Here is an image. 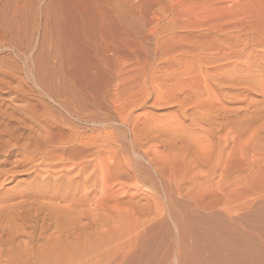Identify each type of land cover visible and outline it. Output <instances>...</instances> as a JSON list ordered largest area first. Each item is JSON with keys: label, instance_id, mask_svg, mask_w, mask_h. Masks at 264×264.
I'll return each mask as SVG.
<instances>
[{"label": "rangeland", "instance_id": "rangeland-1", "mask_svg": "<svg viewBox=\"0 0 264 264\" xmlns=\"http://www.w3.org/2000/svg\"><path fill=\"white\" fill-rule=\"evenodd\" d=\"M28 2L29 0H21L24 11L21 23L19 22L20 32L17 31L19 34L14 32L15 34L8 35L6 41L9 45L13 43L10 45L12 48L18 46L23 47L24 50L29 48L26 50L28 55L26 56L27 63L25 62L29 67L25 68V56L18 48L20 54H17V49L15 53L14 48L11 50L0 46V109H4L0 110V118L3 117L5 111H13L17 113L16 116L33 111L32 115L35 113L37 117H45L44 119L47 117L48 120L51 117V121L61 123L69 120L75 129L76 138H74L79 137L78 140H84V143L88 141L87 138L92 139L94 141L92 150H95L85 153L83 148H80V144L79 148L74 150V159L71 162L62 166L63 168H55L56 171L53 172L56 174L51 172L53 175L51 173L49 176L45 175L44 180L51 179L49 183H54V180H59L62 171H68L70 168L73 170L74 188H70L71 192H68L69 188L67 191L61 189V194H66V196L60 198L62 200L59 199L58 202L57 200L53 203L38 200L40 201L38 203V201H33V198L25 199L24 202L21 198L14 197L16 191L34 182V175H30L29 172H21L20 174L24 175L15 180L0 182L3 183V188L0 189V199H5V201L0 200V207H8L10 210L0 208V264H91L93 261L95 264H112V262L113 264L114 262L115 264L119 262L120 264H208L209 262L210 264L209 258L213 255L214 257L226 255V250L225 253L222 251L224 249L220 248L221 243L215 240L211 232L215 227L214 224L223 230V236L226 235L223 240L231 243L235 240L233 244L238 245L239 248L245 247L253 250V253H256L255 259L258 254L264 258V250H262L263 253L259 252L260 248L264 249V60H261L264 59V0H112L111 5L98 8L99 10L104 9L106 12L102 11L104 15H101L99 10L96 11L97 8L83 4L78 7L74 5L73 9L66 3L61 4L62 6L51 4L50 0H30ZM28 4L32 5L29 7ZM58 9L61 10L64 18L74 16V19L76 17L78 19V16L82 15L81 18L83 17L87 23H85L86 34L75 32L74 38L72 36L69 40H65L68 36L64 35V31L60 34L61 24H56L58 23L56 21ZM24 19L27 22H24ZM103 22L105 26L101 25ZM55 28L61 31H56ZM44 31L47 33L45 36ZM148 36L149 42L142 43L140 46L138 44L136 49L134 48L135 41L141 43L142 38ZM156 38L159 42L157 47L160 48L157 50H155ZM116 39L123 45L116 52L120 58L118 68L121 71L128 67L129 71L134 72L132 69L136 65L133 64L138 63L137 60L135 61V55L144 57L147 51L148 54L153 53L154 58L158 55V58L161 53L165 52L162 56L160 55L163 61H159L161 58L157 60L158 63L161 62V64L157 63L158 66L155 65L158 68L150 70L155 69L154 72L157 74L149 71V76L152 79L155 77L154 81L150 80L153 83L156 82L151 85L150 82L147 83V88L146 86V89L144 88L147 92H140L142 96L138 93L139 88L136 89V93H133L135 90L130 89V86H118L119 77L112 71V65L110 66L113 53L108 52L106 49L108 46L105 44L117 41ZM236 39L239 40L238 43L234 42L237 41ZM84 40L87 41L84 42ZM216 40L220 41V46L224 49L237 55H234L235 58L223 59L209 66L206 65V58L203 57L210 53L212 56L214 50L208 51L207 48L210 44L217 46L216 49L220 47ZM29 44L32 45L29 46ZM247 47H249L248 50H246ZM217 53L218 50L214 55L216 56ZM248 56L251 59L250 62L247 59ZM34 57L38 59L35 60ZM124 59L125 62L128 61V64L123 63L125 69L121 66L123 64H120ZM164 59L165 61L173 59L176 60L175 64L177 62L179 64L174 68L166 67ZM236 61L239 65L237 68ZM247 61L248 65H253V70L251 69L253 74L250 73L247 84L249 87L234 83L235 88L234 85L226 83L222 85V90L216 91L215 94L211 91L212 83L209 81L210 85L208 84L209 78L208 80H205V77L197 79L198 82L202 81L201 83H198L195 78L202 69L204 73L207 70L213 72L214 68L219 66L218 71L223 70L220 73L222 76L229 75L234 80L240 77L243 79L246 72L241 68L247 66L244 63ZM128 68L124 73L128 71ZM226 69L227 73L224 72ZM15 71L17 72L14 74ZM152 73L154 76H151ZM169 75L172 78H169ZM200 75L203 76V73L201 72ZM122 77L120 79H123ZM179 86L183 92L176 93ZM147 93L150 96L147 95L149 98L144 99ZM174 93L177 94L176 99ZM134 94L138 97L136 95L133 97ZM158 99L162 102L157 103ZM135 100L140 101L136 102L138 105L135 104ZM167 100L170 102H165ZM127 101H130L129 104ZM68 110L74 114L73 118L68 114ZM101 152L104 154L102 155ZM89 160L93 163L92 168L82 173L83 163ZM102 164H104L103 169L100 168ZM94 165H97L96 168ZM59 170L61 172H58ZM102 174H105L106 178ZM65 183L63 181L62 186ZM50 185L51 189L55 187L54 184ZM103 185H106L104 187L106 204H102L101 201ZM68 196L72 197L70 202ZM209 203L210 205L216 204V209L205 208ZM42 204H45V208ZM67 213L71 215L68 216ZM63 214L66 216L64 217ZM229 214L234 224L237 225L230 222V217L227 219ZM101 219L105 224L107 237L105 244L102 240L99 243L98 240L101 238L98 232L100 229L97 231L101 226ZM93 220L97 223L96 225ZM79 221L81 224L78 223ZM76 222L80 225L79 227L93 223L96 228L82 231ZM229 224L232 225L231 228L227 226ZM72 230L75 232L73 233ZM80 232L85 233L80 234ZM89 233L92 239L87 236ZM229 234L231 235L228 236ZM89 238L92 243H89ZM70 244L75 245L73 247ZM74 248L80 252L75 251ZM210 248H215V252L213 253V249L211 251ZM66 253L70 258H66ZM78 254L82 258L81 256L75 257L79 256ZM11 255H15L14 258Z\"/></svg>", "mask_w": 264, "mask_h": 264}, {"label": "bare ground", "instance_id": "bare-ground-1", "mask_svg": "<svg viewBox=\"0 0 264 264\" xmlns=\"http://www.w3.org/2000/svg\"><path fill=\"white\" fill-rule=\"evenodd\" d=\"M42 1V0H41ZM49 1V0H48ZM23 2V1H22ZM29 2H30V0H29ZM28 2V3H29ZM35 2H37V1H35ZM50 2H51V4H58V5H65V4H63V3H66V5H70L71 7H73V9H74V5H77V7H78V5L80 6V4H83L84 6L85 5H88V6H93V7H95V9H96V11H98L99 9L98 8H103L104 6L106 7V6H109V5H111V2H112V0H50ZM114 2V1H113ZM30 3H32V1L30 2ZM26 4H27V1H26ZM36 4V3H35ZM51 4H50V6H51ZM30 5H32V4H30ZM30 5L28 4V6L30 7ZM39 5V4H38ZM61 5V6H62ZM27 7V6H26ZM57 7V6H56ZM65 7V6H64ZM67 7V6H66ZM23 8H24V5L21 3V0H0V15H2V16H0V42L1 43H3V44H1L0 43V46H4V48L5 49H7V48H9V49H13L12 48V46H10V45H12L13 43H10V45L7 43V41H6V38H7V36L8 35H12V34H15L14 32H20V21H21V16L23 15ZM28 8V7H27ZM32 8V7H31ZM30 8V9H31ZM59 8V7H58ZM80 8V7H79ZM38 9V8H37ZM45 9V8H44ZM94 9V10H95ZM59 10V9H58ZM106 10V9H105ZM32 11H33V9H32ZM45 11V10H44ZM102 11H104V9L103 10H99V12L100 13H102L101 15H104L103 14V12ZM26 12H27V10H26ZM55 12V11H54ZM65 12V11H64ZM79 12V11H78ZM85 12V11H84ZM41 13V12H40ZM56 13H57V15H58V18H56L55 16H57L56 15ZM56 13H55V18H56V21L58 22V23H56V24H61V30L60 29H56V31L57 30H60L61 32H60V34L63 32V33H65L64 35L65 36H68V38H66L65 40H69V38L70 37H72L73 36V38H74V33L75 32H77V33H79V34H82L83 35V33L84 34H86L85 32V23H86V21H85V19L82 17L81 18V16L79 15L78 16V14H76L77 16H78V19H77V17H76V19H74L75 17L73 16L72 18L71 17H68V18H64L63 17V13L61 12V10H59V12H57L56 11ZM73 13V12H72ZM98 13V12H97ZM27 14V13H26ZM66 14V13H65ZM28 15V14H27ZM69 15V14H68ZM67 15V16H68ZM65 16V15H64ZM104 17V16H103ZM26 18H27V16H26ZM25 18V19H26ZM30 18V17H29ZM34 18V17H33ZM54 18V19H55ZM24 19V22L26 21ZM37 19V18H36ZM40 19H41V17H40ZM32 20V19H31ZM38 20V19H37ZM50 20V19H49ZM105 20V19H104ZM23 21V20H22ZM103 21V20H102ZM240 21V20H239ZM20 22V23H19ZM23 22V23H24ZM27 22V21H26ZM99 22V21H98ZM250 22V21H249ZM264 22V21H263ZM23 23H22V25H23ZM35 23V22H34ZM46 23H47V21H46ZM101 23V22H100ZM107 23H108V21H107ZM251 23V22H250ZM31 24V23H30ZM48 24V23H47ZM56 24H54V25H56ZM87 24V23H86ZM118 24V23H117ZM116 24V25H117ZM239 24H241V23H239ZM263 24V23H262ZM100 25V24H99ZM101 25H104V22L101 24ZM108 25V24H107ZM29 26V25H28ZM44 26V25H43ZM49 26V25H48ZM58 26V25H57ZM56 26V27H57ZM88 26V25H87ZM105 26V25H104ZM241 26V25H240ZM259 26H261V25H259ZM39 27V26H38ZM99 27V26H98ZM122 27V26H121ZM262 27V26H261ZM24 28V27H23ZM46 28V27H45ZM230 28V27H229ZM26 29V28H25ZM24 29V30H25ZM100 29H101V27H100ZM103 29V28H102ZM120 29V28H119ZM248 29V28H247ZM258 29V31H259V28H257ZM37 30H38V28H37ZM88 30V29H87ZM36 31V30H35ZM101 31V30H100ZM110 31H112V30H110ZM222 31V30H221ZM224 31V30H223ZM17 32V33H18ZM21 32H23V31H21ZM31 32V31H30ZM50 32V31H49ZM53 32V31H52ZM105 32V31H104ZM107 32V31H106ZM115 32V31H114ZM35 33V32H34ZM44 33V36H45V34H47L45 31L43 32ZM56 33V32H55ZM100 33V32H99ZM116 33V32H115ZM19 34V33H18ZM57 34H58V32H57ZM24 35V34H23ZM29 35V34H28ZM49 35V34H48ZM94 35V34H93ZM102 35V34H101ZM153 35H155V34H153ZM212 35V34H211ZM229 35V34H228ZM234 35V34H233ZM19 36V35H18ZM50 36V35H49ZM85 36V35H84ZM89 36V35H88ZM146 36V35H145ZM217 36V35H216ZM224 36H225V34H224ZM226 36H227V34H226ZM15 37H16V35H15ZM24 37V36H23ZM62 37V36H61ZM64 37V36H63ZM91 37V36H90ZM89 37V38H90ZM110 37V36H109ZM157 37V36H156ZM239 37H240V35H239ZM254 37H256V36H254ZM20 38V37H19ZM25 38V37H24ZM48 38H50V37H48ZM77 38H80V37H77ZM83 38V37H82ZM105 38V37H104ZM113 38V37H112ZM111 38V39H112ZM244 38H247V37H244ZM8 39V38H7ZM13 39V38H12ZM54 39H55V37H54ZM86 39V38H85ZM93 39V38H92ZM118 39H120L119 37H118ZM118 39H116L117 41H110V42H108V43H105V44H107V50H108V52H112L113 53V61L112 60H110V61H112L111 62V64H110V66L112 65V71H114L115 72V74H117V76L119 77V80H120V82L118 83V86L120 85V86H130V89L132 88V90H135V92H133V93H136V89H138V93L142 96V94L141 93H144L143 91H145V89L147 88V83L149 84V82H150V85H151V83H153V81H154V79H155V77H154V79H152V77H150L149 76V74H150V72H153V73H155L154 71H155V69H157L156 68V64L158 63L157 62V60H158V58H161V59H159V61H161L162 60V54H164V53H161L160 55H159V57L157 58V56L155 57V58H157V59H155L154 58V56H153V53L151 54L153 57H151V55L150 54H148L147 53V51H146V54L144 55V57L143 56H138V55H135V61L137 60V62L138 63H136V64H133V65H136V67L134 66H132L133 67V71L134 72H132V71H129V68H128V73L127 72H125V73H127V74H125L124 73V71H126L127 70V68H126V70H119L120 68H118V63H119V60H120V58L118 57V55H117V51L120 49V47H123V45H121V43H120V41L118 40ZM122 39V38H121ZM120 39V40H121ZM136 39V38H135ZM143 39V42L141 41V43H137V41H135L136 43V45H135V49H136V47L138 46V44H139V46L140 45H142V43H147V42H149V36L148 37H144V38H142ZM165 39V38H164ZM206 39V38H205ZM241 38H239V40H240ZM10 40V39H9ZM60 40V39H59ZM58 40V41H59ZM64 40V41H65ZM75 40V39H74ZM115 40V39H114ZM203 40V39H202ZM228 40V39H227ZM237 41H234L235 43H238V39H236ZM248 40V39H247ZM261 40V39H260ZM13 41V40H12ZM11 41V42H12ZM63 41V42H64ZM82 41V40H81ZM87 41V40H86ZM85 40H84V42H86ZM93 41V40H92ZM96 41V40H95ZM102 41V40H101ZM104 41H106V40H104ZM156 49L155 50H157V46H158V44H159V42H158V40H157V38H156ZM168 41V40H167ZM190 41V40H189ZM207 41V39L205 40V42ZM217 41V40H216ZM242 41V40H241ZM253 41H255V40H253ZM17 42V41H16ZM68 42V41H67ZM98 42V41H97ZM122 42V41H121ZM151 42V41H150ZM191 42V41H190ZM209 42H210V40H209ZM208 42V43H209ZM218 42V41H217ZM220 42V41H219ZM218 42V46H220L221 44ZM229 42V41H228ZM231 42H233V41H231ZM233 42V43H234ZM45 43V42H44ZM89 43V42H88ZM123 43V42H122ZM128 43V42H127ZM216 43V42H215ZM240 43V42H239ZM16 44V43H15ZM58 44V43H57ZM92 44V43H91ZM99 44V43H98ZM163 44V43H162ZM172 44V43H171ZM192 44V43H191ZM214 44V43H213ZM241 44V43H240ZM247 44V43H246ZM249 44V43H248ZM258 44V43H257ZM263 44V43H262ZM32 45V44H31ZM30 44H29V46H31ZM101 45V44H100ZM132 45V44H131ZM134 45V44H133ZM145 45V44H144ZM215 45V44H214ZM228 45H229V43H228ZM228 45H226L225 44V46H228ZM250 45V44H249ZM16 46H17V44H16ZM24 46V45H23ZM55 46V45H54ZM61 46V45H60ZM92 47H93V45H91ZM97 46V45H96ZM206 46H208V45H206ZM230 46V45H229ZM231 46H233V45H231ZM258 46V45H257ZM25 47V46H24ZM63 47V46H62ZM85 47V46H84ZM106 47V46H105ZM124 47H125V45H124ZM151 47V46H150ZM192 47V46H191ZM217 47V46H216ZM216 47H214V46H212L211 44L209 45V47H207L208 48V51L210 50H214L213 51V54H212V56H210V54H207V56L205 55V57H203V58H206V60L205 59H203V60H205L206 61V65L208 64L209 66H210V64H214V63H216V62H219V61H222L223 59H228V58H233L234 57V55L236 56L237 54L236 53H231L230 51H227V49L225 48L224 49V47L223 46H220L218 49H216ZM223 47V48H222ZM249 47H251V46H249ZM249 47H247L246 48V50H248L249 49ZM259 47V46H258ZM3 48V49H4ZM18 49H19V51H20V53H22V55H24L25 56V61H24V63L26 62V56L28 55V54H26V50H28V49H26V50H24L23 49V47H20V46H18L17 47ZM17 48H14L13 49V51H15V53H16V49ZM26 48H27V46H26ZM37 47H35V49H36ZM42 48V47H41ZM87 48V47H86ZM141 48V47H140ZM139 48V49H140ZM168 48V47H167ZM190 48V47H189ZM203 48H204V46H203ZM232 48V47H231ZM230 48V49H231ZM2 49V50H3ZM18 49H17V51H18ZM68 49V48H67ZM74 49V48H73ZM105 49V48H104ZM133 49V48H132ZM158 49H160V48H158ZM174 49V48H173ZM237 49V48H236ZM243 49V48H242ZM263 49V48H262ZM0 50H1V48H0ZM217 50H218V53H217V55L215 56L214 55V53H216L217 52ZM229 50V49H228ZM261 50V49H260ZM264 50V49H263ZM19 51H18V53L17 54H20L19 53ZM74 51V50H73ZM91 51V50H90ZM105 51V50H104ZM161 51V50H160ZM163 51V50H162ZM161 51V52H162ZM172 51V50H171ZM204 51H207V49L205 50L204 49ZM216 51V52H215ZM234 51V50H233ZM254 51V50H253ZM258 51H259V49H258ZM262 51V50H261ZM30 52V51H29ZM42 52V51H41ZM157 52V51H156ZM228 52H230V54H228ZM234 52H237V51H234ZM32 53V52H31ZM30 53V54H31ZM137 53V52H136ZM160 53V52H159ZM171 53V52H170ZM252 53H254V52H252ZM44 54V53H43ZM87 54V53H86ZM138 54V53H137ZM158 54V53H157ZM239 54V53H238ZM244 54V53H243ZM38 55V54H37ZM58 55V54H57ZM85 55V54H84ZM143 55V54H142ZM156 55V54H155ZM166 55V54H165ZM214 55V56H213ZM246 55V54H245ZM254 55V54H253ZM32 56H34L33 54H32ZM89 56V55H88ZM258 56V55H257ZM263 56V55H262ZM10 57V56H9ZM28 57H30V56H28ZM73 57V56H72ZM90 57V56H89ZM108 57V56H107ZM238 57V56H237ZM242 56H240V58H241ZM252 57V56H251ZM254 57H255V55H254ZM80 58V57H79ZM235 58V57H234ZM258 58V57H257ZM5 59V58H4ZM33 59V58H32ZM34 59L35 60H37L35 57H34ZM33 59V60H34ZM54 59V58H53ZM64 59H66V58H64ZM69 59V58H68ZM95 59V58H94ZM175 59V58H174ZM247 59H248V61L249 60H251L250 59V57L248 56L247 57ZM252 59H253V57H252ZM9 60V59H8ZM32 60V61H33ZM91 60V59H90ZM229 60H232V59H229ZM235 60V59H234ZM243 60H245V59H243ZM243 60H241L242 62H243ZM261 60H264V59H261ZM261 60H259V61H261ZM110 61H109V63H110ZM130 61V60H129ZM134 61V60H133ZM163 61V60H162ZM164 61H165V59H164ZM176 61V60H175ZM175 61L172 59V60H169V61H165V65H166V67L167 66H170V67H172V68H174V66L176 67V65L177 64H179V62H177L176 64H175ZM182 61V60H181ZM187 61V60H186ZM246 61V60H245ZM244 62V63H246L247 64V66H243L241 69H243V71L244 72H246V74H245V77L242 79V77H240V79H238V78H236V80H234L233 79V77H231V76H226V77H224V76H222L220 73H221V71H223V70H221L220 72L218 71L219 70V66L218 67H216V68H214V71L213 72H208V70L207 71H205L206 73H204L203 72V69L200 71V74H201V72L203 73V76L202 75H200V74H198V75H200V76H198V78H197V76H196V74H195V78H196V80L198 79H200V77H202L203 79H204V77H205V80H208L207 78H209V80H208V84L210 85V83H209V81L212 83V87H211V91L212 92H214L215 94H216V91H221L222 89V85L224 84H226V83H229V84H232V85H234L235 86V84H237L238 85V83H240V84H244L246 87L248 86L247 84L249 83V76H250V73H252L253 74V72H251V69L253 68L252 66L253 65H248L249 64V62ZM257 61V60H256ZM17 62V61H16ZM34 62H36V61H34ZM34 62H32V63H34ZM63 62V61H62ZM66 62V61H65ZM71 62V61H70ZM79 62V61H78ZM125 62V59L122 61L121 60V63L120 64H123ZM233 62V61H232ZM232 62L230 63V64H232ZM262 62V61H261ZM260 62V66H261V64L263 63H261ZM8 63V62H7ZM27 63V62H26ZM25 63V68L26 67H29V66H27L28 64H26ZM37 63H39V61H37ZM134 63V62H133ZM160 64H161V62H159ZM158 63V64H159ZM181 63H183V62H181ZM201 63V62H200ZM225 63V62H224ZM4 64V63H3ZM64 64V63H63ZM125 64H128V61L127 62H125ZM125 64H123V65H121L123 68H124V65ZM158 64H157V66H158ZM164 63H162V65H163ZM235 64H237L236 65V68H237V66H239L238 65V62L236 61V63ZM234 64V65H235ZM240 64V63H239ZM251 64V63H250ZM255 64H257V63H255ZM24 65V64H23ZM38 65V64H37ZM132 65V64H131ZM217 65H219L218 63H217ZM227 64H225V66H226ZM245 65V64H244ZM11 66V65H10ZM13 66V65H12ZM41 66V65H40ZM105 66V65H104ZM127 66V65H126ZM125 66V67H126ZM155 66V67H154ZM160 66V65H159ZM185 66V65H184ZM194 66V65H193ZM221 66H224V65H221ZM224 66V67H225ZM231 66V65H230ZM241 66V65H240ZM256 66V65H255ZM82 67V66H81ZM165 67V66H164ZM182 67V66H181ZM198 67V66H197ZM258 67V66H257ZM20 68V67H19ZM35 68V67H34ZM122 68V69H123ZM153 68H155L154 69V71H150V70H153ZM160 68V67H159ZM163 68V67H162ZM196 68V67H195ZM227 68H228V66H227ZM233 68H234V66H233ZM2 69V68H1ZM14 69V68H13ZM32 69H33V67H32ZM32 69H31V73H32ZM41 69V68H40ZM125 69V68H124ZM163 69H166V68H163ZM178 69V68H177ZM185 69V68H184ZM187 69V68H186ZM194 69V68H193ZM192 69V70H193ZM221 69V68H220ZM223 69V68H222ZM229 69H231L230 67H229ZM256 69V68H255ZM259 69V68H258ZM262 69V68H261ZM18 70V69H17ZM27 70H28V72L30 71L28 68H27ZM26 70V71H27ZM33 70H35V69H33ZM39 70V69H38ZM162 70V69H161ZM232 70V69H231ZM253 70V69H252ZM13 71V70H12ZM19 71V70H18ZM49 71V70H48ZM59 71V70H58ZM150 71V72H149ZM166 71V70H165ZM183 71V70H182ZM191 71V70H190ZM227 71V69L224 71V72H226ZM234 71H237V70H234ZM17 71H15L14 72V74L16 73ZM27 72V73H28ZM122 72V73H121ZM161 72V71H160ZM172 72V71H171ZM174 72V71H173ZM176 72V71H175ZM178 72V71H177ZM180 72V71H179ZM194 72V71H193ZM238 72H239V70H238ZM241 72V71H240ZM12 73V72H11ZM41 73V72H40ZM109 73V72H108ZM131 73H133V74H131ZM152 73V75L151 76H154V74ZM169 73V72H168ZM199 73V72H198ZM227 73V72H226ZM232 74H233V71L231 72ZM243 73V72H242ZM9 74V73H8ZM13 74V75H14ZM155 74H157V73H155ZM178 75V73H175V75ZM181 74V73H180ZM229 74V73H228ZM17 75V74H16ZM30 75V74H29ZM28 75V76H29ZM32 75V74H31ZM112 75V74H111ZM125 76L124 78L122 77V76ZM130 75V76H129ZM187 75V74H186ZM191 75V74H190ZM189 75V76H190ZM237 75V74H236ZM8 76V75H7ZM11 76V75H10ZM34 76V75H33ZM47 76V75H46ZM235 76V75H234ZM241 76V75H240ZM263 76V75H262ZM14 77H15V75H14ZM39 77V76H38ZM123 78V79H120V78ZM160 77V76H159ZM171 76L169 75V78H170ZM192 77V76H191ZM236 77V76H235ZM261 77V76H260ZM20 78V77H19ZM22 78V77H21ZM40 78V77H39ZM52 78H53V76H52ZM168 78V77H167ZM172 78V77H171ZM179 78V77H178ZM262 78V77H261ZM260 78V79H261ZM31 79V78H30ZM33 79H34V77H33ZM37 79V78H36ZM153 80V81H151V80ZM157 79V78H156ZM160 79V78H159ZM161 79H163V78H161ZM187 79V78H186ZM264 79V78H263ZM12 80V79H11ZM42 80V79H41ZM168 80V79H167ZM175 80V79H174ZM180 80V79H179ZM190 80H191V78H190ZM198 80H197V82H198ZM202 80V79H201ZM205 80H203V81H205ZM253 80V79H252ZM251 80V81H252ZM158 81H160V80H158ZM165 81V80H164ZM177 81V80H176ZM182 81V80H181ZM184 81V80H183ZM193 81H194V78H193ZM250 81V82H251ZM14 82V81H13ZM26 82V81H25ZM37 82V81H36ZM35 82V83H36ZM115 82V81H114ZM156 82V81H155ZM154 82V83H155ZM161 82V81H160ZM168 82V81H167ZM187 82H189V81H187ZM194 82H196V81H194ZM200 82V81H199ZM198 82V83H199ZM202 82V81H201ZM200 82V83H201ZM207 82V81H206ZM27 83V82H26ZM40 83V82H39ZM153 83V84H154ZM175 83V82H174ZM178 82H176V84H177ZM191 83H193V82H191ZM235 83V84H234ZM260 83V82H259ZM42 84V83H41ZM45 84V83H44ZM108 84V83H107ZM190 84V83H189ZM197 84V83H196ZM239 84V85H240ZM18 85V84H17ZM36 85V84H35ZM34 85V86H35ZM134 85H138V87H136V86H134ZM179 85V84H178ZM187 85V84H186ZM200 85V84H199ZM198 85V86H199ZM5 86V85H4ZM22 86V85H21ZM20 86V87H21ZM40 86V85H39ZM61 86V85H60ZM145 86H146V88H145ZM182 86V85H181ZM189 86V85H188ZM227 86V85H226ZM24 87V86H23ZM47 87H49V86H47ZM161 87V86H160ZM195 87V86H194ZM249 87V86H248ZM256 87V86H255ZM263 87V86H262ZM145 88V89H144ZM171 88V87H170ZM169 88V89H170ZM176 88V87H175ZM174 88V89H175ZM178 89H176V93H180V91H182V89H180V86L179 87H177ZM200 88V87H199ZM232 88V87H231ZM235 88H236V86H235ZM30 89V88H29ZM43 89H44V87H43ZM114 89V88H113ZM153 89V88H152ZM164 89V88H163ZM168 89V90H169ZM173 89V88H172ZM180 89V90H179ZM185 89V88H184ZM209 89V88H208ZM119 90H120V88H119ZM122 90H124V89H122ZM156 90V89H155ZM154 90V91H155ZM178 90V91H177ZM187 90H188V88H187ZM224 90V89H223ZM232 90H234V89H232ZM258 90H259V88H258ZM22 91V90H21ZM20 91V92H21ZM126 91V90H125ZM142 91V92H141ZM163 91V90H162ZM167 91V90H166ZM205 91V90H204ZM240 91V90H239ZM141 92V93H140ZM147 92V90L145 91V93ZM171 92V91H170ZM174 92H175V90H174ZM183 92V91H182ZM195 92V91H194ZM197 92H198V90H197ZM245 92V91H244ZM243 92V93H244ZM77 93V92H76ZM120 93V92H119ZM126 93V92H125ZM131 93V92H130ZM165 93V92H164ZM173 93V92H172ZM176 93H174L176 96L174 97L175 99H176V97H177V94ZM218 93V92H217ZM56 94H58V93H56ZM70 94V93H69ZM120 94H122V93H120ZM169 94V93H168ZM171 94V93H170ZM182 94V93H181ZM223 94V93H222ZM221 94V95H222ZM123 95V94H122ZM136 95V97H138L137 96V94H134V95H132L133 97ZM148 93L146 94V97L144 98V99H146L148 96H150V94L148 95ZM173 95V94H172ZM171 95V96H172ZM193 95V94H192ZM191 95V96H192ZM198 95V94H197ZM202 95V94H201ZM210 95V94H209ZM218 95V94H217ZM216 95V96H217ZM125 96V95H124ZM131 96V95H130ZM140 96V97H141ZM145 96V95H144ZM160 96V95H159ZM169 96V95H168ZM218 96H220V95H218ZM223 96V95H222ZM225 96V95H224ZM237 96V95H236ZM18 97V96H17ZM57 97V96H56ZM69 97V96H68ZM118 97H120V96H118ZM172 97V98H173ZM187 97H189V96H187ZM193 97H194V95H193ZM205 97V96H204ZM221 97V96H220ZM22 98V97H21ZM53 98V97H52ZM130 98V97H129ZM128 98V99H129ZM143 98V97H142ZM149 98V97H148ZM173 98V99H174ZM180 98V97H179ZM184 98V97H183ZM219 98V97H218ZM237 98V97H236ZM38 99V98H37ZM51 99V98H50ZM54 99V98H53ZM53 99H51L52 101H54ZM112 99V98H111ZM137 99V98H136ZM168 99H170V98H168ZM247 99V98H246ZM155 100H157L156 98H155ZM159 100L160 99H158V101H157V103L159 102ZM162 100H164L163 98H162ZM183 100H186V99H183ZM198 100V99H197ZM213 100V99H212ZM224 100V99H223ZM226 100V99H225ZM95 101V100H94ZM121 101V100H120ZM144 101H146V100H144ZM172 101V100H171ZM178 101V100H177ZM190 101V100H189ZM199 101V100H198ZM128 102V101H127ZM130 102V101H129ZM129 102H128V104H129ZM132 102V101H131ZM135 102V104H136V102H140L139 100H135L134 101ZM156 102V101H155ZM160 102H162V101H160ZM159 102V103H160ZM165 102H170V101H165ZM181 102H183V101H181ZM194 102V101H193ZM216 102V101H215ZM222 102V101H221ZM94 103V102H93ZM142 103H143V101H142ZM156 103V104H157ZM164 103V102H163ZM217 103V102H216ZM215 103V104H216ZM53 104V103H52ZM95 104V103H94ZM97 104V103H96ZM132 104V103H131ZM155 104V105H156ZM35 105V104H34ZM136 105H138V103L136 104ZM198 105V104H197ZM217 105V104H216ZM218 105H219V103H218ZM225 105V104H224ZM27 106V105H26ZM25 106V107H26ZM47 106V105H46ZM59 106V105H58ZM62 106V105H61ZM98 106V105H97ZM105 106V105H104ZM108 106V105H107ZM30 107V106H29ZM29 107H28V109H29ZM32 107V106H31ZM63 107V106H62ZM95 107V106H94ZM129 107V106H128ZM215 107V106H214ZM35 108H36V106H35ZM38 108V107H37ZM53 108V107H52ZM55 108V107H54ZM98 108V107H97ZM109 108V107H108ZM201 108V107H200ZM218 108V107H217ZM216 108V109H217ZM220 108V107H219ZM27 109V108H26ZM47 109H48V107H47ZM59 109V108H58ZM203 109V108H202ZM0 110H2V109H0ZM4 110V109H3ZM2 110V111H3ZM6 110V109H5ZM30 110V109H29ZM32 110V109H31ZM37 110V109H36ZM50 111H51V109H49ZM201 110V109H200ZM223 110V109H222ZM247 110V109H246ZM25 110H23V112H24ZM28 111V110H27ZM26 111V112H27ZM39 111V110H38ZM52 111H53V109H52ZM119 111V110H118ZM202 111V110H201ZM225 111V110H224ZM30 112V111H29ZM49 112V111H48ZM116 112V111H115ZM223 112V111H222ZM31 113V112H30ZM30 113H24V114H22V115H17L16 116V114L17 113H15V112H13V111H5L4 113H3V117L2 118H0V182L3 180V182H9V180L11 181V180H15V179H17L19 176H23L24 174L23 173H27V172H29V174L30 175H34L33 176V178H34V182L33 183H31L30 185H27V187H23L22 189H20L19 191H16V194L14 195V197L16 198V197H18V198H21V200H24V202H25V199H28V200H30V199H32L33 198V201L35 200V201H38V200H42V202H49V203H53L54 201L56 202V200H57V202H58V200L60 199V198H63V197H65L66 196V194L64 195V194H61V189L62 190H64V191H67L68 190V188L70 189L71 187H73L74 186V175H73V170L70 168V170H68V171H58V172H61L62 174H61V176L59 177V180L57 181V180H54L55 182L53 183H49V181L51 180V179H46V180H44V177H45V175H48L49 176V174L51 173V172H53V171H56L55 170V168H57L58 169V167H62V166H64L66 163L68 164V162L70 161H72L73 159H74V150H76V148L78 147V146H80V144H81V146H80V148H83V151L86 153H89L93 148H94V141L92 140V139H89V138H87V140H85V141H87L86 143H84L81 139V141L80 140H78V138L77 139H75L76 137V135H75V133H74V127L72 126V123H70L69 122V120L67 121V122H64V121H62L61 123L60 122H56V121H51L50 119H51V117L49 118V120H48V118L46 117V119H44L45 117L42 115V117H44V118H41V117H37L36 115H32V113H33V111H32V113L30 114ZM45 113H47V112H45ZM67 113V112H66ZM196 113V112H195ZM230 113H231V111H230ZM233 113V112H232ZM246 113H247V111H246ZM21 114V113H20ZM49 115H50V113H48ZM59 114V113H58ZM68 114L70 115V116H72V118L74 117V114L73 113H71V112H69V110H68ZM100 114H102V113H100ZM106 114V113H105ZM224 114V113H223ZM227 114V113H226ZM229 114V113H228ZM38 115V114H37ZM40 115V114H39ZM207 115V114H206ZM230 115V114H229ZM46 116V115H45ZM48 116V115H47ZM54 116V115H53ZM58 116V115H57ZM79 116V115H78ZM80 116H82V114L80 115ZM92 116V115H91ZM112 116V115H111ZM119 116H120V114H119ZM128 116V115H127ZM197 116H199L198 114H197ZM99 117V116H98ZM122 117V116H121ZM62 118V117H61ZM82 118V117H81ZM91 118V117H90ZM102 118V117H101ZM200 118V117H199ZM54 119V118H53ZM95 119V118H94ZM97 119V118H96ZM103 119H104V117H103ZM196 119V118H195ZM201 119H203V118H201ZM57 120V119H56ZM64 120H65V118H64ZM71 120V119H70ZM102 120V119H101ZM105 120V119H104ZM103 120V121H104ZM61 121V120H60ZM87 121V120H86ZM195 121H198V120H195ZM201 121V120H200ZM99 122V121H98ZM98 122H96V123H98ZM101 122V121H100ZM95 123V122H94ZM102 123H104V125H106L105 124V122H102ZM114 123V122H113ZM101 124V123H100ZM111 124V123H110ZM173 124V123H172ZM195 124V123H194ZM212 124V123H211ZM74 125V124H73ZM102 125V124H101ZM104 125H102L103 127H104ZM177 125H178V123H177ZM197 125V124H196ZM168 126V125H167ZM173 127V126H172ZM99 128V127H98ZM155 128V127H154ZM153 128V129H154ZM102 129V128H101ZM152 129V130H153ZM93 130H94V128H93ZM103 131H105V129L103 128ZM175 131V130H174ZM197 131H199V130H197ZM173 132V131H172ZM100 133V132H99ZM101 133H102V131H101ZM171 133V132H170ZM211 133V132H210ZM78 134V133H77ZM94 134V133H93ZM75 135V136H74ZM100 135V134H99ZM104 135H105V133H104ZM167 135V134H166ZM180 135V134H179ZM178 135V137H180ZM79 136V135H78ZM90 136H92V135H90ZM90 136H88V137H90ZM165 136V135H164ZM75 137V138H74ZM83 138H84V136H82ZM81 137V138H82ZM93 137H94V135H93ZM100 137V136H99ZM103 137V136H102ZM104 137H106V136H104ZM172 137V136H171ZM177 137V136H176ZM180 139V138H179ZM178 139V140H179ZM102 140V139H101ZM167 141V140H166ZM100 142V141H99ZM163 142V141H162ZM187 142V141H186ZM203 142V141H202ZM207 142V141H206ZM83 143H84V145H83ZM98 143V142H97ZM101 143V142H100ZM104 143H105V140H104ZM189 143V142H188ZM193 144V143H192ZM104 145V144H103ZM203 145V144H202ZM99 146V145H98ZM103 147V146H102ZM183 147V146H182ZM79 148V147H78ZM104 149H105V147H103ZM174 148V147H173ZM80 150H82V149H80ZM95 150V149H94ZM94 150H92V151H94ZM103 150V149H102ZM206 150V149H205ZM91 151V152H92ZM98 151V150H97ZM77 152V151H76ZM104 152H105V150H104ZM207 152V151H206ZM98 153V152H97ZM102 153V155L104 154L103 152H101ZM101 153H100V155H101ZM82 154V153H81ZM94 154V153H93ZM91 155V154H90ZM99 155V156H100ZM86 156V155H85ZM84 156V157H85ZM95 156H96V152H95ZM95 156H93V157H95ZM92 157V158H93ZM101 158H103V156H100ZM107 157V156H106ZM91 158V157H90ZM101 158H100V160H101ZM78 159H79V157H78ZM86 159V158H85ZM104 159H106V158H104ZM92 160V159H91ZM82 161V160H81ZM94 161H95V159H94ZM103 161V160H102ZM205 162H206V160H205ZM242 161H240V163H241ZM95 163V162H94ZM102 163V162H101ZM71 166H74V165H72L71 164ZM78 166V165H77ZM80 166H82V165H80ZM92 166H93V163H92V161H87V162H84L83 163V169L81 170L82 171V173H86L87 172V170L89 169V168H92ZM95 166H97V165H94V167ZM99 166H101V165H99ZM98 166V167H99ZM103 166H104V164H102V167H100V168H102L103 169ZM107 166V165H106ZM229 166V165H228ZM67 167V166H66ZM79 167V166H78ZM231 167V166H230ZM235 167V166H234ZM233 167V168H234ZM63 168V167H62ZM81 168V167H80ZM96 168V167H95ZM94 168V169H95ZM54 169V170H53ZM74 169V168H73ZM104 169H105V167H104ZM107 169V168H106ZM236 169V168H235ZM93 170V169H92ZM107 171V170H106ZM21 172H23L22 174H20ZM77 172H78V170H77ZM52 174V173H51ZM53 174H56V172L54 173L53 172ZM52 174V175H53ZM95 174V173H94ZM233 174V173H232ZM93 175V174H92ZM102 175H105V174H102ZM229 175V174H228ZM51 176V175H50ZM101 176V175H100ZM56 177H58V175L56 176ZM49 178H52L53 179V177H49ZM80 178V177H79ZM85 178H86V176H85ZM98 178H100V177H98ZM102 178V177H101ZM105 178H106V175H105ZM5 179V180H4ZM82 180H84V179H82ZM102 180V179H101ZM100 180V181H101ZM63 181H65L66 183H65V185L63 184V186H62V182ZM104 181V180H103ZM85 182V181H84ZM91 182V181H90ZM79 183V182H78ZM86 183V182H85ZM94 183V182H93ZM102 183V182H101ZM50 184H54V186L55 187H53V189H51L52 187H51V185ZM83 184V183H82ZM86 184H88V183H86ZM101 185V184H100ZM106 185H103V190H102V204H104L105 203V193L106 192H104L105 190H104V187H105ZM20 187V186H19ZM1 188H3V183L1 184L0 183V189ZM74 188V187H73ZM19 189V188H18ZM101 189H102V186H101ZM17 190V189H16ZM88 190V189H87ZM96 190V189H95ZM63 191V192H64ZM71 192V189L70 190H68V192ZM84 191H86V190H84ZM231 191V190H230ZM10 192V191H9ZM67 192V193H68ZM73 192V191H72ZM82 192V191H81ZM93 192V191H92ZM65 193V192H64ZM82 194V193H81ZM101 194V193H100ZM83 195V194H82ZM69 196H70V193H69ZM68 196V197H69ZM80 196V195H79ZM74 197V196H73ZM4 198V197H3ZM14 198V199H15ZM70 199H72V197H69V202H70ZM88 199V198H87ZM0 200H4L5 201V199H0ZM6 200H7V198H6ZM9 200V199H8ZM60 200H62V199H60ZM68 200V199H67ZM10 201V200H9ZM11 201H12V198H11ZM14 201V200H13ZM40 201H38V203H40ZM65 201V200H64ZM7 202V201H6ZM31 202V201H30ZM72 202V201H71ZM101 203V202H100ZM33 204V203H32ZM106 204V203H105ZM211 204H213V203H211ZM43 205V207L45 208V204H42ZM41 205V206H42ZM216 204H213V205H210V203H209V205H206L205 206V208H210L211 210H215L216 208L215 207H217V206H215ZM48 206V205H47ZM101 206V205H100ZM195 206V205H194ZM200 206V205H199ZM3 207V206H2ZM2 207H0V208H2ZM70 207V206H69ZM69 207H67V208H69ZM197 207V206H196ZM8 209L9 210V208L8 207H4V208H2V209ZM16 208V207H15ZM40 208V207H39ZM38 208V209H39ZM47 208H49V206L47 207ZM50 208H51V206H50ZM71 208V207H70ZM6 209V210H7ZM57 209V208H56ZM65 209V208H64ZM72 209V208H71ZM70 209V210H71ZM209 209V210H210ZM51 210V209H50ZM58 210V209H57ZM62 210H63V208H62ZM67 211H68V209H66ZM65 210V211H66ZM69 210V211H70ZM74 210V209H73ZM205 210V209H204ZM10 211V210H9ZM206 211V210H205ZM103 212H104V210H103ZM106 212V211H105ZM77 213V212H76ZM68 214V216L69 215H71V213H67ZM79 214V213H78ZM211 214V213H210ZM66 216V214H63V216ZM195 215V214H194ZM212 215V214H211ZM214 215V214H213ZM223 215V214H222ZM64 216V217H65ZM67 216V217H68ZM102 217L104 216L103 214L101 215ZM201 216V215H200ZM208 216V215H207ZM210 216V215H209ZM217 217H218V214L216 215ZM77 217V216H76ZM185 217H186V215H185ZM189 217V216H188ZM204 217H206V216H204ZM230 217V214L228 215V217H227V219ZM69 218V217H68ZM78 218H80V217H78ZM98 218V217H97ZM193 218V217H192ZM200 218V217H199ZM201 218H202V216H201ZM211 219H212V217H210ZM67 219V218H66ZM98 219H100V218H98ZM195 219V218H194ZM198 219V218H197ZM207 219V218H206ZM214 220L216 219V218H213ZM223 219V218H222ZM82 220H85V219H82ZM94 220H95V218H94ZM93 220V221H94ZM97 220V219H96ZM179 220H181V219H179ZM205 220V219H204ZM213 220V221H214ZM229 220H230V222H233V224H234V220H233V218L232 217H230L229 218ZM69 221V220H68ZM72 221V220H71ZM70 221V222H71ZM74 221H75V217H74ZM73 221V222H74ZM92 221V222H93ZM197 221H199V220H197ZM212 221V222H213ZM91 222V223H92ZM100 222H101V226H100V228H98L99 226V224H100ZM100 222H99V224L97 225L98 227V229H97V231L100 229V231H98L99 232V234H100V236H101V238L100 239H98L99 240V243H100V240H102V243L104 242V244H105V241H106V231H105V224H104V220L103 219H101L100 220ZM205 222V221H204ZM208 222V221H207ZM210 222V221H209ZM221 222V221H220ZM230 222H228V223H230ZM77 223V222H76ZM78 223H80V221L78 222ZM76 224V225H78V227L80 226L79 224ZM84 223V222H83ZM94 223H95V225L98 223V220H97V223L94 221ZM180 223V222H179ZM184 223H186V222H184ZM202 223V222H201ZM218 223V222H217ZM224 223H226V222H224ZM224 223H222L223 224V226H224ZM227 223V224H228ZM75 224V223H74ZM81 224V223H80ZM212 224V223H211ZM231 224V223H230ZM230 224L229 225H227V226H230ZM69 225V224H68ZM95 225L92 223V224H86V225H81L82 227H79V228H81L82 229V231L83 230H89L90 228H93V229H95L96 227H95ZM213 225V224H212ZM215 225V227H211L212 228V233L214 234V236H215V240H217L218 242H220L221 243V245H220V248L222 247V249H224V250H222V251H224V253H225V250H226V255L224 256V257H214L215 255H213L212 257H210L209 258V261H210V264H264V258L263 257H261L260 256V254H258L257 255V259H255L256 257V253L254 254L253 253V250H251V249H249V248H245V247H238V245H236V244H233L234 243V241L233 240H231V241H233V243H231L230 241L228 242V240L227 241H225V240H223V237L225 236L226 237V235H224L223 236V230L220 228V227H216V224H214ZM219 225V224H218ZM234 225H237V224H234ZM233 225V226H234ZM71 226H72V224H71ZM195 226V225H194ZM220 226V225H219ZM232 226V225H231ZM231 226H230V228H231ZM73 227V226H72ZM72 227H70L71 229H72ZM183 227V226H182ZM187 227V226H186ZM185 227V228H186ZM68 228V227H67ZM74 228V230H76L75 229V227H73ZM196 228V227H195ZM225 228V227H224ZM223 228V229H224ZM228 228V227H227ZM192 229V228H191ZM226 229V228H225ZM65 230V229H64ZM74 230H72V232L74 231ZM91 230V229H90ZM182 230V229H181ZM183 230H185V229H183ZM201 230V229H200ZM234 230H235V228H234ZM71 231V230H70ZM78 231V230H77ZM76 231V232H77ZM229 231H230V229H229ZM228 231V232H229ZM231 231H232V229H231ZM69 232V231H68ZM67 232V233H68ZM75 232V231H74ZM73 232V233H74ZM94 232V231H93ZM93 232H91V233H93ZM185 232V231H184ZM237 232H239V231H237ZM83 233H85V232H83ZM83 233H81L80 232V234H83ZM87 233V232H86ZM183 233V232H182ZM182 233H181V235H182ZM225 233H226V231H225ZM235 233V232H234ZM12 234V233H11ZM72 234V233H71ZM75 234H77V233H75ZM98 234V235H99ZM180 234V233H179ZM186 234V233H185ZM241 234V233H240ZM79 235V234H78ZM94 235V234H93ZM231 234H229L228 236H230ZM234 235V234H233ZM88 237L90 236L91 237V234L89 233L88 235H87ZM86 236V237H87ZM236 236V235H235ZM235 236H234V239H235ZM12 237V236H11ZM88 237L86 238V240L88 239ZM195 237V236H194ZM251 237V236H250ZM77 238V237H76ZM80 238H81V235H80ZM85 237H83V239H84ZM237 238H239L238 236H237ZM246 238V237H245ZM79 239V238H78ZM82 239V240H83ZM90 239V238H89ZM91 239H92V237H91ZM91 239H90V241H91ZM95 239V238H94ZM93 239V240H94ZM201 239V238H200ZM231 238H229V240H230ZM250 239V238H249ZM74 240V239H73ZM81 240V239H80ZM86 240L84 241L85 243H86ZM244 240V239H243ZM246 240H248V239H246ZM258 240V239H257ZM89 241V243H92V241L90 242ZM108 241V240H107ZM204 241V240H203ZM237 241V240H236ZM240 241H242V240H240ZM72 242V241H71ZM77 242V241H76ZM83 242V241H82ZM96 243H97V241H95ZM182 242V241H181ZM196 242H197V240H196ZM257 242V241H256ZM84 243V244H85ZM89 243H87V244H89ZM235 243H237V242H235ZM238 243H240V242H238ZM237 243V244H238ZM247 243H249V242H247ZM78 244V243H77ZM84 244H83V246H84ZM86 244V245H87ZM200 244V243H199ZM198 244V245H199ZM71 245V244H70ZM69 245V246H70ZM73 245H75V244H73ZM73 245H71V246H73ZM79 245V244H78ZM91 245V244H90ZM101 245V244H100ZM196 245V244H195ZM247 245V244H246ZM64 246H66V245H64ZM69 246L67 247V248H69ZM70 246V247H71ZM83 246H81V247H83ZM89 246V245H88ZM104 246V245H103ZM102 246V247H103ZM207 246V245H206ZM205 246V247H206ZM239 246H241L240 244H239ZM248 246H250V245H248ZM255 246V245H254ZM257 246V245H256ZM261 246V245H260ZM263 246V245H262ZM74 247V246H73ZM84 247H86V246H84ZM208 247V246H207ZM217 247V246H216ZM78 248V247H77ZM91 248V247H90ZM95 248H96V246H95ZM100 248H101V246H100ZM105 248H106V246H105ZM195 248V247H194ZM201 248V247H200ZM255 248H257V247H255ZM75 249V251H78V249L76 250V248H74ZM73 249V250H74ZM85 249V248H84ZM92 249V248H91ZM90 249V250H91ZM97 249V248H96ZM211 249V248H210ZM209 249V250H210ZM212 249H213V251H212ZM211 249V251L214 253L215 251H214V249L215 248H212ZM219 249V248H218ZM261 249V248H260ZM259 249V252H261V253H263L262 252V250H264V249H261L260 250ZM67 250V249H66ZM72 250V251H73ZM208 250V251H209ZM71 251V250H70ZM71 251V252H72ZM81 251H82V249H81ZM104 251V250H103ZM196 251H198V250H196ZM201 251V250H200ZM255 251H257V250H255ZM254 251V252H255ZM63 252V251H62ZM65 252V251H64ZM78 252H80V251H78ZM85 251H83V253H84ZM98 252V251H97ZM106 252V251H105ZM217 252V251H216ZM60 253V252H59ZM74 254L76 253V252H73ZM82 253V252H81ZM87 253V252H86ZM89 253V252H88ZM193 253V252H192ZM219 253H221V252H219ZM218 253V254H219ZM257 253H258V251H257ZM77 254V253H76ZM75 254V255H76ZM97 254V253H96ZM191 254V253H190ZM202 254V253H201ZM205 253H203V255H204ZM217 254V253H216ZM222 254V253H221ZM61 255H62V253H61ZM69 255V254H68ZM79 256H75V257H80L81 255L80 254H78ZM105 255H107V254H105ZM193 255V254H192ZM207 255V254H206ZM264 255V254H263ZM13 258H14V256L15 255H11ZM66 256H67V253H66ZM66 256H64V258L66 257ZM71 256H72V254H71ZM84 256V255H83ZM95 256V255H94ZM120 256V255H119ZM122 256V255H121ZM199 256H200V254H199ZM210 256V255H209ZM218 256V255H217ZM24 257V256H23ZM22 257V258H23ZM63 257V256H62ZM73 257V256H72ZM84 257H87V256H84ZM89 257V256H88ZM93 257V256H92ZM109 257V256H108ZM118 257V256H117ZM255 257V258H254ZM28 258V257H27ZM58 258V257H57ZM66 258H70V256H67ZM65 258V260H67ZM81 258H82V256H81ZM96 258V257H95ZM119 258V257H118ZM131 258V257H130ZM201 258V257H200ZM206 258V257H205ZM228 259V260H226V259ZM77 259V258H76ZM85 259V258H84ZM87 259H89L90 260V258H87ZM202 259V258H201ZM225 259V260H224ZM91 260H93V258L91 259ZM123 260H124V258H123ZM189 260H190V258H189ZM198 260V259H197ZM207 260V259H206ZM58 261H59V259H58ZM107 261V260H106ZM133 261V260H132ZM94 262V261H93ZM91 263V264H95V263ZM105 262V261H104ZM134 262V261H133ZM206 262V261H205ZM102 263V262H101ZM202 263V262H201ZM40 264V263H39ZM97 264V263H96ZM99 264V263H98ZM106 264H108V263H106ZM112 264H113V262H112ZM114 264H115V262H114ZM119 264H120V262H119ZM208 264H209V262H208Z\"/></svg>", "mask_w": 264, "mask_h": 264}]
</instances>
